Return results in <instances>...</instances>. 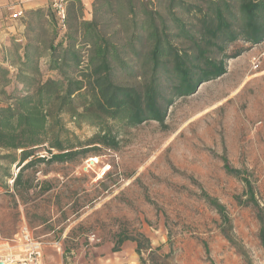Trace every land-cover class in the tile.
Wrapping results in <instances>:
<instances>
[{"label":"rangeland","instance_id":"rangeland-1","mask_svg":"<svg viewBox=\"0 0 264 264\" xmlns=\"http://www.w3.org/2000/svg\"><path fill=\"white\" fill-rule=\"evenodd\" d=\"M142 1L167 17L169 0ZM115 32L121 40L122 27L110 26L109 33ZM177 45L187 46L179 41ZM240 50L247 51L226 60L225 75L202 84L192 96L176 99L164 124L114 125L120 135L118 150L89 156L112 166L104 180L94 182L88 177L92 174L83 172L87 159L25 172L34 188L22 196L15 194L10 179L2 180L0 198L7 199L9 223L18 222L22 205L31 209L32 220L51 221L45 231L58 225L53 234L58 243L46 245L45 264L60 262L58 247L64 264H142L133 242L113 252L122 232L143 233L153 249L162 247L152 257L144 252L147 264H264L258 218L264 216V67L250 70L253 56L264 52V45L238 41L215 56L231 57ZM140 64L133 67L139 69ZM125 80L141 83L137 78ZM146 80L142 74V84ZM9 90L8 84H0V104ZM64 121L80 141L95 133L87 126L75 129L69 116ZM224 158L238 175L225 170ZM0 167H7L6 162L0 161ZM17 171L11 168L12 174ZM207 197L225 207L227 222ZM91 234L99 242L92 243Z\"/></svg>","mask_w":264,"mask_h":264},{"label":"trees","instance_id":"trees-1","mask_svg":"<svg viewBox=\"0 0 264 264\" xmlns=\"http://www.w3.org/2000/svg\"><path fill=\"white\" fill-rule=\"evenodd\" d=\"M70 2L75 8L71 15ZM167 6L165 17L151 2L95 0L93 18L85 21L80 0H68L65 31L58 28L48 6L47 19L57 39L49 52L28 47L23 57L14 60L18 67L8 59L11 66L0 68V84L9 82L10 89L3 92L6 98L0 104V161L7 165L0 167V187L3 179H10L15 194L22 196L34 188L33 179L24 177L29 170L98 157L102 150L117 151L120 135L114 125L164 124L176 99L192 96L202 84L225 75L226 60L247 50L221 59L216 53L224 54L238 41L251 47L264 43V0H169ZM114 24L124 31L121 40L116 38L118 32L109 33ZM178 41L187 46H178ZM47 54V62L42 63ZM135 62H141L139 69L133 67ZM142 74L147 76L143 84ZM126 78L141 83L130 84ZM64 116H69L75 129L87 126L95 130L94 135L78 140ZM42 151L50 159L38 157ZM224 163L228 173L238 175L225 158ZM13 166L16 174L11 173ZM250 193L258 206L251 188ZM207 199L227 222L225 207ZM258 218L264 247V216ZM126 242L135 243L142 264H147L144 252L152 257L162 250L153 249L143 233L122 232L113 252Z\"/></svg>","mask_w":264,"mask_h":264},{"label":"crops","instance_id":"crops-1","mask_svg":"<svg viewBox=\"0 0 264 264\" xmlns=\"http://www.w3.org/2000/svg\"><path fill=\"white\" fill-rule=\"evenodd\" d=\"M95 0L80 1L83 4V18L82 20L91 21L93 18V4ZM73 2L69 4V15H71L75 8ZM49 6V0H0V68L6 66H15L14 60H18L23 57V53L26 48L38 47L40 50L49 52V46L56 39L53 29L50 27L49 20L47 19V11ZM15 13H22V16L18 19H14ZM7 55L6 64L4 63V56ZM8 59L13 62L10 65ZM48 54L43 56L42 63L47 62ZM13 66V67H14ZM9 79V76H8ZM6 84H9L6 83ZM92 180V176H88ZM17 201L19 199L15 196ZM7 199L0 198V244L11 243L18 239L20 227L27 225L32 231L33 235L40 239L44 244V264H45V249L47 244H57V241H53V234L56 233V229L50 232L45 231L47 225L51 221H45L40 219L37 222L31 219V209L27 206H20L19 208V220L18 222L9 223L8 219V207L6 206ZM57 217H55V220ZM66 234L62 235V241L66 238ZM59 240L61 237L59 235ZM2 246V245H0ZM57 245H55L56 247ZM60 262L58 264H64V253L62 248H57Z\"/></svg>","mask_w":264,"mask_h":264},{"label":"built area","instance_id":"built-area-1","mask_svg":"<svg viewBox=\"0 0 264 264\" xmlns=\"http://www.w3.org/2000/svg\"><path fill=\"white\" fill-rule=\"evenodd\" d=\"M67 1L49 0V7L57 20L58 28L63 31L66 30ZM21 16L22 13H15L13 18L18 19ZM263 45L264 43L258 46L262 47ZM263 67L264 52L257 53L250 62V70L259 72ZM38 157L50 159V155L47 152L39 153ZM82 169L84 173L92 174L94 182L104 180L112 172V166L100 165L99 158L85 160ZM89 240L92 243L99 242L94 234L89 235ZM0 245H2L0 246V264H44V244L33 235L27 225L20 227L18 239L13 244L1 243Z\"/></svg>","mask_w":264,"mask_h":264}]
</instances>
